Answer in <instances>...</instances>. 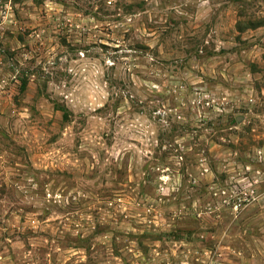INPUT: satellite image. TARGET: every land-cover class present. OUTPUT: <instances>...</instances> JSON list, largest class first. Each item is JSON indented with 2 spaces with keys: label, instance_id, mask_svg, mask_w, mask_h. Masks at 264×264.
<instances>
[{
  "label": "rangeland",
  "instance_id": "rangeland-1",
  "mask_svg": "<svg viewBox=\"0 0 264 264\" xmlns=\"http://www.w3.org/2000/svg\"><path fill=\"white\" fill-rule=\"evenodd\" d=\"M0 264H264V0H0Z\"/></svg>",
  "mask_w": 264,
  "mask_h": 264
}]
</instances>
